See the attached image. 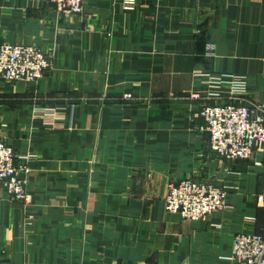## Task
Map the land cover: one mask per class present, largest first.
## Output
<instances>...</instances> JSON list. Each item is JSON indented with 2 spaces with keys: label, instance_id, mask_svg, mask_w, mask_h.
Returning a JSON list of instances; mask_svg holds the SVG:
<instances>
[{
  "label": "crops",
  "instance_id": "0c3cea01",
  "mask_svg": "<svg viewBox=\"0 0 264 264\" xmlns=\"http://www.w3.org/2000/svg\"><path fill=\"white\" fill-rule=\"evenodd\" d=\"M137 2L63 16L0 0V44L53 63L28 86L0 80V141L32 170L29 203L0 189V264H234L235 235L264 234V148L248 162L210 150L201 109L231 94L197 78L241 77L264 106V0ZM188 178L227 186L229 209L168 213L170 183Z\"/></svg>",
  "mask_w": 264,
  "mask_h": 264
},
{
  "label": "built area",
  "instance_id": "2783aa9c",
  "mask_svg": "<svg viewBox=\"0 0 264 264\" xmlns=\"http://www.w3.org/2000/svg\"><path fill=\"white\" fill-rule=\"evenodd\" d=\"M63 16L79 15L83 0H48ZM128 11L138 8L137 0H122ZM211 49V48H210ZM52 59L36 46L0 44V80L4 82H36L52 70ZM215 89L228 88L232 103L206 105L200 117L202 131L209 135L210 150L229 162L251 161L254 153L264 148V106L246 100V81L237 76L200 74ZM200 100V94L190 96ZM52 117V116H51ZM48 122L55 120L46 115ZM14 151L0 141V188L15 200H27L29 170L18 165ZM227 186H218L194 179L172 182L166 199L168 213L179 214L184 220H206L212 214L229 209ZM264 199V193L262 195ZM230 260L234 264H264V234L239 233L232 244Z\"/></svg>",
  "mask_w": 264,
  "mask_h": 264
},
{
  "label": "rangeland",
  "instance_id": "374dc122",
  "mask_svg": "<svg viewBox=\"0 0 264 264\" xmlns=\"http://www.w3.org/2000/svg\"><path fill=\"white\" fill-rule=\"evenodd\" d=\"M42 79V78H41ZM39 81V80H38ZM38 81H36V82H38ZM36 82H27V81H19V82H9L8 84L9 85H16V84H22V85H29V84H33V83H36ZM7 83V82H6ZM50 118H52V117H50ZM1 142H3V141H1ZM3 143H5L6 145H8L13 151H14V154H15V156H16V160H17V164L18 165H20V164H22L23 165V163L26 165V167H27V169L29 170V174H27V176H24V180H26V182H27V185H26V187H27V195H28V198H27V200H15V199H12V198H10L11 200H13V201H15V202H23V203H29L30 202V199H31V196H30V194H29V192H28V182H29V180H30V178H31V176H32V170H31V168L29 167V160H28V158L27 157H23V156H19L18 154H17V152H16V150H15V148L12 146V145H9V144H7L6 142H3ZM1 190H3L4 192H5V194L7 195V196H9L8 195V193L6 192V190L4 189V188H0ZM167 211V210H166ZM176 214V213H175Z\"/></svg>",
  "mask_w": 264,
  "mask_h": 264
}]
</instances>
